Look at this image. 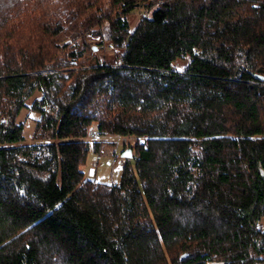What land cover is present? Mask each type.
Segmentation results:
<instances>
[{
    "label": "trees",
    "instance_id": "1",
    "mask_svg": "<svg viewBox=\"0 0 264 264\" xmlns=\"http://www.w3.org/2000/svg\"><path fill=\"white\" fill-rule=\"evenodd\" d=\"M104 21L111 59L67 69ZM1 52L0 264H264V0H0ZM91 130L135 139L119 185L86 179Z\"/></svg>",
    "mask_w": 264,
    "mask_h": 264
},
{
    "label": "rangeland",
    "instance_id": "2",
    "mask_svg": "<svg viewBox=\"0 0 264 264\" xmlns=\"http://www.w3.org/2000/svg\"><path fill=\"white\" fill-rule=\"evenodd\" d=\"M108 3V1H106ZM107 9V8H106ZM143 16H151V12L145 8H141L135 11V13L129 15V21L131 24V31L133 32L137 25L140 23ZM111 32L110 22L104 21L100 26L93 29L90 35L89 43L95 46V52L92 53L88 49L87 58H83L80 61H75L72 66L67 69H81L85 67L87 63L92 62V57L97 56L101 61L109 60L111 54L114 55L115 49H109L108 43L104 46H98V43L102 41H108V36ZM75 45V42H74ZM83 46V43H81ZM72 46V45H71ZM164 49L166 54L163 51ZM160 51V52H159ZM133 53L136 57L149 59L160 64L169 63L175 70L185 71L190 62V54L177 47L162 46L159 43H153L141 40L133 48ZM111 55V56H112ZM65 52L60 53V57L63 58ZM3 53H0V65L3 64ZM75 69V70H76ZM74 70V71H75ZM42 92L37 91L27 102V107L22 110L17 118V122L24 124V144L35 145L42 143H49V136L42 130L36 131L37 123L40 118V114L33 110L34 101L41 98ZM38 133V134H37ZM128 143L134 145L135 139L133 137L126 138ZM70 140V139H69ZM67 140V141H69ZM125 138L118 136H99L97 141L90 140V152L88 154L86 163L82 167V170L86 176V179L95 180L98 183H104L109 185H119L121 183L123 168L128 162L132 167H135V150H132L131 157L125 158L123 154L130 150V144L125 143ZM95 142L99 143V147ZM209 264H222V263H209Z\"/></svg>",
    "mask_w": 264,
    "mask_h": 264
},
{
    "label": "built area",
    "instance_id": "3",
    "mask_svg": "<svg viewBox=\"0 0 264 264\" xmlns=\"http://www.w3.org/2000/svg\"><path fill=\"white\" fill-rule=\"evenodd\" d=\"M263 83H264V80H263ZM98 137H99L98 131L97 130H91V132H90V138L92 140L94 139L96 141L98 139ZM257 228H260V224L257 226Z\"/></svg>",
    "mask_w": 264,
    "mask_h": 264
},
{
    "label": "water",
    "instance_id": "4",
    "mask_svg": "<svg viewBox=\"0 0 264 264\" xmlns=\"http://www.w3.org/2000/svg\"><path fill=\"white\" fill-rule=\"evenodd\" d=\"M260 79L263 80L264 77H260ZM131 152H132L131 150H127V151L123 154V157H125V158L131 157V155H132ZM186 257H187V255H184L182 258L185 259Z\"/></svg>",
    "mask_w": 264,
    "mask_h": 264
}]
</instances>
